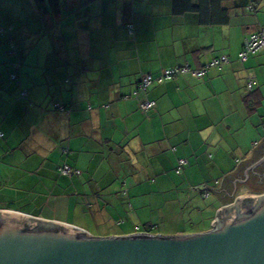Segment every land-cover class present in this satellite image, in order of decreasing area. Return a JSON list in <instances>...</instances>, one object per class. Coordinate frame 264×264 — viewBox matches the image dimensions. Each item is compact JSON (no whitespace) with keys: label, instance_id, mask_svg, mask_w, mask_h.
Segmentation results:
<instances>
[{"label":"crops","instance_id":"1","mask_svg":"<svg viewBox=\"0 0 264 264\" xmlns=\"http://www.w3.org/2000/svg\"><path fill=\"white\" fill-rule=\"evenodd\" d=\"M27 2L23 9L18 0H0V26L11 27L0 34V209L87 231L85 220L112 219L101 188H218L237 167L221 163L250 158L264 137L254 140L251 131L255 116L264 119V46L238 57L245 38L264 29V0H219L216 13L209 0L206 14L177 13L172 0ZM221 55L228 62L203 77L180 73L137 89L145 73L199 69ZM143 100L155 105L143 111ZM181 158L187 163L175 172ZM64 165L79 173L60 172ZM194 176L203 180L190 182ZM244 187L232 203L253 195ZM213 195L216 210L231 204ZM121 207L130 209L124 201Z\"/></svg>","mask_w":264,"mask_h":264},{"label":"water","instance_id":"2","mask_svg":"<svg viewBox=\"0 0 264 264\" xmlns=\"http://www.w3.org/2000/svg\"><path fill=\"white\" fill-rule=\"evenodd\" d=\"M252 150L220 187L205 185L222 203L254 173L264 137ZM215 216L210 229L194 233L93 236L68 223L0 209V264H264V194L238 196Z\"/></svg>","mask_w":264,"mask_h":264},{"label":"rangeland","instance_id":"3","mask_svg":"<svg viewBox=\"0 0 264 264\" xmlns=\"http://www.w3.org/2000/svg\"><path fill=\"white\" fill-rule=\"evenodd\" d=\"M27 3V0H18L19 6L23 9H26ZM255 118H258V120L254 121V128H251V131L254 134V140H259L264 135V119L261 120L259 116H255ZM247 147L248 145H244L242 147L243 151ZM221 164H224L225 168H230L233 165H237V160L235 164L233 161ZM131 165H133V162H131ZM183 166H178L174 171L180 172ZM126 179L128 178L124 177L121 181L124 182ZM129 179L130 181L127 183L129 185L137 181L133 176L129 177ZM202 180V177L194 176L190 179V182H201ZM150 185L155 186L154 183ZM136 187L138 185L134 186L132 190ZM107 189L108 187L100 189L99 199L104 204V207L109 209L108 212L112 219L102 224L100 221L95 222L94 219L92 222L91 219L85 220L87 222L84 224L87 227L85 229L94 236L136 232L175 234L176 231L206 230L209 229V226L211 227V219L215 217L216 213L215 205L217 202L214 198V193L209 192L210 195H206V193L202 195L200 192H205V186L203 185L190 187L187 183L179 184L172 186L168 192L143 187L142 193H127L123 190V194L115 191L108 192ZM176 189H179V192ZM243 189L247 190L246 187ZM254 195L260 194L254 191ZM123 201L130 209L121 207ZM112 202H116L120 209L117 207L111 209ZM230 203H232V200ZM68 220L72 222L79 221L73 214H68Z\"/></svg>","mask_w":264,"mask_h":264},{"label":"built area","instance_id":"4","mask_svg":"<svg viewBox=\"0 0 264 264\" xmlns=\"http://www.w3.org/2000/svg\"><path fill=\"white\" fill-rule=\"evenodd\" d=\"M249 8L252 7V5L248 6ZM132 25L129 24L128 28L131 30ZM264 46V29L250 34L248 37L245 38L243 47L241 51L238 54V57L241 61H244L247 59V57L251 54L257 51L258 49L262 48ZM228 62V57L226 55H221L219 57L212 58L209 62H207L203 67L199 69H193L188 64H183L181 66H174L171 68H166L162 71L161 74L158 76L153 77L151 74H145L141 76L140 80L137 83V89L138 90H144L146 89L151 83L153 82H161L164 79H170L175 77L177 74L180 73H191L196 77H202L206 70L210 67H220L223 63ZM11 77L13 79H16V74H12ZM256 84L255 79L253 76H249L247 80V87L249 90H252ZM22 95H26V91L22 92ZM57 107H61L59 104H56ZM154 105V101L151 100H143L140 102L139 106L142 110H147L151 108ZM3 134L0 132V136ZM187 163L186 159L181 158L178 160V166L181 167ZM177 166V168H178ZM60 172L62 173H79L78 170L72 169L67 165H64L63 167H60Z\"/></svg>","mask_w":264,"mask_h":264},{"label":"trees","instance_id":"5","mask_svg":"<svg viewBox=\"0 0 264 264\" xmlns=\"http://www.w3.org/2000/svg\"><path fill=\"white\" fill-rule=\"evenodd\" d=\"M218 1L219 0H211V4L213 5V12L216 13L218 12L217 11V5H218ZM209 3V0H197V1H193V0H172V8L174 11H176L177 13H183L185 11H188V10H200L202 11V14H206L207 10H208V5ZM129 25V24H128ZM132 25V24H131ZM11 27L10 26H0V34H4V33H7L8 31H10ZM128 32L131 34L133 33V26L131 27V30H129L128 28ZM249 36V35H248ZM247 36V37H248ZM16 67L19 66V64H15ZM221 66V65H220ZM171 67H174V66H170V67H167V68H171ZM166 69V68H164ZM12 74H16L15 72H12L10 73V76ZM145 74H151V73H145ZM143 74V75H145ZM161 74V72L159 73ZM159 74H157L156 76H158ZM17 75V74H16ZM142 75V76H143ZM152 75V74H151ZM178 75V74H177ZM176 75V76H177ZM153 77H155L154 75H152ZM203 77V76H202ZM12 78V77H11ZM13 79V78H12ZM17 79V78H16ZM15 80V79H14ZM145 90V89H144ZM154 105H155V102H154ZM153 105V106H154ZM152 106V107H153ZM151 107V108H152ZM150 109V108H149ZM147 109V110H149ZM147 110H143V111H147Z\"/></svg>","mask_w":264,"mask_h":264},{"label":"flooded vegetation","instance_id":"6","mask_svg":"<svg viewBox=\"0 0 264 264\" xmlns=\"http://www.w3.org/2000/svg\"><path fill=\"white\" fill-rule=\"evenodd\" d=\"M263 161H264V157L260 158V160L257 161V166L254 169V173H252L248 177H243L244 179L243 183L245 184V186L249 188H250V185L251 187L253 186L252 187L253 191L258 192V194L260 195L261 193L264 192V162ZM260 162H263V163L260 164ZM252 194L254 195V193Z\"/></svg>","mask_w":264,"mask_h":264}]
</instances>
